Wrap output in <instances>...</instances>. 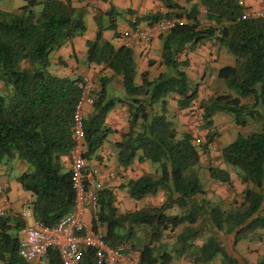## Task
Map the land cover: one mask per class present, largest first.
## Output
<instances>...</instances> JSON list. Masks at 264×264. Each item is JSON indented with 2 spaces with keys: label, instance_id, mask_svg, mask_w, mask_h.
<instances>
[{
  "label": "trees",
  "instance_id": "obj_1",
  "mask_svg": "<svg viewBox=\"0 0 264 264\" xmlns=\"http://www.w3.org/2000/svg\"><path fill=\"white\" fill-rule=\"evenodd\" d=\"M20 1L23 4L13 11L0 9V83L6 90L0 93V162L13 158L24 162L26 170L16 181L32 195L33 219L52 225L73 202L61 157L68 155L72 145L70 116L78 93L77 79L47 71V55L64 41L82 35L85 25L70 0ZM160 1L168 10L144 17L147 23L165 16L183 17L185 22L158 34V61L163 70L153 79L142 72L136 84L130 47H113L100 38L101 30H115L117 12L106 13V24L96 16L95 35L84 41L85 63H101L121 77L127 118L125 132L114 144L117 163L126 166L136 159L156 164L151 174L127 179V195L138 200L157 191L162 194L157 204L117 213L110 191L97 189V218L91 219V228L97 222L106 244L135 251L136 264L184 259L189 264H264V257L249 263L235 249L240 240L264 237V17L241 18L247 9L237 0H194L188 8ZM211 39L230 54L232 63L221 64L214 74L224 88L197 103L200 127L207 128L209 117L221 111L229 112L238 126L250 118L262 124L260 131L238 133L221 146L220 160L244 182L239 201L226 200L225 206L204 197L198 178L200 153L213 140L212 134L207 133L203 147L196 145L191 131L177 128L173 111L190 109L197 100V85L184 69L186 59L177 60L175 55ZM107 80L97 78L90 112L82 119L85 159L95 154L110 132L103 119L117 99L106 98ZM244 98L249 103L240 101ZM205 170L211 181L230 183L227 169L209 164ZM9 227V217L1 216L0 261L27 264L16 256L17 238L7 232ZM172 231L171 240L166 241L164 237ZM204 231L203 240L193 243ZM44 258L47 264H59L52 249ZM75 264L97 263L86 249Z\"/></svg>",
  "mask_w": 264,
  "mask_h": 264
},
{
  "label": "crops",
  "instance_id": "obj_2",
  "mask_svg": "<svg viewBox=\"0 0 264 264\" xmlns=\"http://www.w3.org/2000/svg\"><path fill=\"white\" fill-rule=\"evenodd\" d=\"M76 10H81L82 18L85 25V31L82 35H76L69 40L64 41L56 49L52 50L47 55V71L57 77H66L69 79H77L81 72L87 73L93 79L94 89H97V78L107 77L108 80L104 83L106 98L119 99L115 101L113 106L106 112L103 125L110 130L106 135L105 140L99 146L95 154L88 159H85L84 172L85 178L93 182L97 189L106 188L113 195V204L117 213L132 211L141 206L153 203L157 204L162 199L160 191L154 195H148L141 199L135 200L129 197L124 187L127 179H134L137 176L146 173L148 161L137 162L133 159L126 166H120L117 163V148L114 144L121 140L126 129L127 109L125 105V94L121 85L120 75H114L112 71L101 65V63H85L84 52L85 40H91L97 30L95 17L100 16L102 23L106 24L108 11L117 12L114 23L115 30H101L100 38L107 41L113 47L123 44V36L135 26H144L147 20L144 17L152 14L164 13L168 9L160 0H70ZM176 2L181 8L195 2L194 0H171ZM240 4L246 7L247 10L259 11L264 16V3L262 0H237ZM18 4V6L22 5ZM128 10V12H127ZM9 11V10H8ZM200 13L203 12L199 9ZM108 18V17H107ZM109 20V19H108ZM131 50L132 59L135 65L136 74L134 82L140 84V73L146 72L148 80L153 79L156 74L163 70V65L158 61L159 58V39L158 34L152 36L146 42H133L128 45ZM175 59H186L187 66L184 68L193 84H197V88L201 89L207 82L206 73H209V78H215L213 72L216 71L221 64H231L232 58L230 54L224 51L222 47L213 40H204L199 43L194 49L184 51L175 55ZM149 61V64H148ZM216 79V78H215ZM197 98H200L199 90ZM178 124L186 122L188 116L183 111L174 110ZM90 112V107L85 105L82 108L83 117H86ZM220 157V156H219ZM64 170H68L69 159L68 155L61 157ZM9 161V160H8ZM7 161V162H8ZM0 163V185L2 193H0V208L4 211V216L9 217L10 227L7 232L15 236L17 239L20 236L19 228L24 224H28L33 219L30 214L23 217L21 213L28 208L29 201L32 197L29 192L20 188L16 177L19 173L26 170V165L20 159L13 158L11 163ZM219 168L227 169L226 164L221 162ZM230 183L219 184L211 181L214 187V199L217 202L220 200L231 201L233 194L230 193L228 187L240 192V187L244 186V182L238 179H231ZM224 189L222 194L220 190ZM89 229V228H88ZM235 249L238 255L248 260L249 263H254L259 257H264V237L259 241L240 240L236 242ZM134 251V256H136ZM40 264H45L39 262ZM179 261H173L170 264H180ZM0 264H3L0 261ZM159 264V263H158Z\"/></svg>",
  "mask_w": 264,
  "mask_h": 264
},
{
  "label": "built area",
  "instance_id": "obj_3",
  "mask_svg": "<svg viewBox=\"0 0 264 264\" xmlns=\"http://www.w3.org/2000/svg\"><path fill=\"white\" fill-rule=\"evenodd\" d=\"M264 17L259 11L245 10L241 18ZM185 22L183 17L171 16L156 19L144 26H135L123 36V44L128 46L133 42H146L153 35L170 30L176 25ZM77 99L71 109L70 138L72 145L68 153V177L73 195L71 209L61 216L52 225H45L38 220H32L19 228L20 236L16 241V256L27 264H39L40 258L45 256L48 249H52L59 264H75L79 261L82 253L88 249L92 259L97 264H136L134 253L117 244L110 246L102 239V227L97 224L94 228L82 219L86 208H89L91 219L96 220L97 187L93 182L85 178L83 156V130L82 108L89 106L93 100V79L87 73L81 72L76 81ZM194 142L199 143L195 137ZM0 193L2 187L0 185ZM30 214V206L23 210L21 215L27 217ZM4 216L0 208V217Z\"/></svg>",
  "mask_w": 264,
  "mask_h": 264
},
{
  "label": "rangeland",
  "instance_id": "obj_4",
  "mask_svg": "<svg viewBox=\"0 0 264 264\" xmlns=\"http://www.w3.org/2000/svg\"><path fill=\"white\" fill-rule=\"evenodd\" d=\"M22 2L20 0H0V9L2 10H9L13 11L18 7V4H21ZM36 8L38 6H35ZM77 15H82L81 10H77L76 12ZM106 19V22H108L107 16H104ZM215 74V72H213ZM206 78L207 82H203L204 86L201 89L197 88V91L199 90V95L200 98H197L195 102L193 103L192 107L190 109L184 110V114L188 116L187 120L183 124H178L177 120V128L179 130H185L188 129L191 131V134L193 138L198 137L199 138V143L196 145L203 147L205 140H206V135L207 133H211L213 140L207 144V146L203 149V152L200 153V161H201V168L198 170V178L201 182L202 189H203V194L204 197L209 199L212 202H215L214 199V187H212L211 180L208 178L207 173L205 168L210 164L212 166L218 167V165L221 164V160L219 157V151L221 149V146L227 144L228 142L230 143L231 141L234 140L235 136L239 133L242 135H246L250 132L253 131H260L262 124L259 120H256L254 118H250L247 120L246 124L244 126H238L236 125L233 120L232 116L229 112H215L212 114L209 119H210V125L207 128L200 127L201 125V118H200V112L197 110V103L202 100L205 101L210 97L211 95L220 92L224 88L223 83L215 78H209V73H206ZM197 85V84H196ZM6 90L2 87L0 83V93H4ZM198 95V94H197ZM243 103H249V99L244 98L240 100ZM186 127V128H185ZM6 161H1L0 163H5ZM11 163L10 160L7 162V164ZM146 173L151 174L156 167V164L148 162ZM227 166V171L228 175L231 177V179H236L234 172L230 169V167ZM243 186L240 187V190L242 189ZM230 193L233 194L232 199H236V201H239L240 199V194L238 190H233L231 186L228 187ZM224 189L220 190L219 194H222ZM220 205H226L227 201L220 200L219 202ZM83 221L87 225V229L91 225V216H90V211L89 208H86L84 210V213L82 215ZM175 231H172L171 233L167 234L164 238L166 241L171 240L173 233ZM206 231L202 232V234L193 239V243L196 245L199 244L203 238L206 236ZM223 238L226 240V237L223 236ZM40 262L47 264V260H45L44 257H41ZM40 264V263H39ZM180 264H189L185 259L180 263ZM215 264V263H212Z\"/></svg>",
  "mask_w": 264,
  "mask_h": 264
}]
</instances>
